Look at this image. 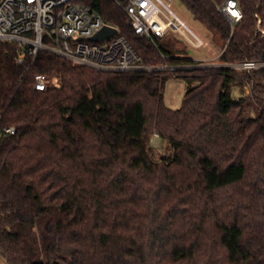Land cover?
I'll return each instance as SVG.
<instances>
[{"label":"trees","instance_id":"obj_1","mask_svg":"<svg viewBox=\"0 0 264 264\" xmlns=\"http://www.w3.org/2000/svg\"><path fill=\"white\" fill-rule=\"evenodd\" d=\"M79 1L169 68L111 73L44 51L21 66L0 43V127L17 131L0 138V264H264V70L198 67L136 35L114 0ZM180 1L219 35L222 64L264 61V0H237L233 31L224 0ZM37 75L61 88L37 91ZM173 78L188 85L177 110Z\"/></svg>","mask_w":264,"mask_h":264},{"label":"built area","instance_id":"obj_2","mask_svg":"<svg viewBox=\"0 0 264 264\" xmlns=\"http://www.w3.org/2000/svg\"><path fill=\"white\" fill-rule=\"evenodd\" d=\"M114 1L129 16L135 34L142 38L162 39L167 31L173 30L183 33L195 49L206 46L205 41L188 28L164 0ZM217 8L228 20L232 31L243 19L237 0H224ZM257 19L261 24V19ZM106 26L116 28L79 0H0V43L18 45V65L24 66L28 61H34L38 53L44 51L75 66L111 73L150 72L169 68L143 64L138 52L120 35L118 28L117 34L111 38L102 42L92 41L91 38ZM258 32L264 34L260 25ZM194 62L196 66L202 67L206 60ZM222 66L218 68L251 72L264 70V61ZM61 85L60 76L35 77L37 91L59 89ZM16 133L15 127H0V138Z\"/></svg>","mask_w":264,"mask_h":264},{"label":"rangeland","instance_id":"obj_3","mask_svg":"<svg viewBox=\"0 0 264 264\" xmlns=\"http://www.w3.org/2000/svg\"><path fill=\"white\" fill-rule=\"evenodd\" d=\"M171 10L190 28L194 33L200 36L206 43L202 49H195L188 42L187 38L181 32L169 30L164 38L159 39L161 46L173 50L183 57L194 61L206 60L202 67L218 68L224 67L219 62V56L222 52V41L219 35L208 28L202 21L197 20L193 14L180 0H164ZM188 90V85L180 79H171L165 89V103L172 110H177L181 107L184 96ZM243 97L247 101L250 100V89L246 88L245 93L239 91V88L234 90V99L238 100ZM249 104V103H248ZM251 106V105H248ZM252 110L254 108L250 107ZM252 117L255 112L250 113ZM161 141L157 136H154V145L161 147Z\"/></svg>","mask_w":264,"mask_h":264},{"label":"water","instance_id":"obj_4","mask_svg":"<svg viewBox=\"0 0 264 264\" xmlns=\"http://www.w3.org/2000/svg\"><path fill=\"white\" fill-rule=\"evenodd\" d=\"M117 34V29L113 27H104L99 33L91 38L92 41L102 42Z\"/></svg>","mask_w":264,"mask_h":264}]
</instances>
